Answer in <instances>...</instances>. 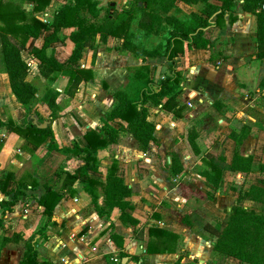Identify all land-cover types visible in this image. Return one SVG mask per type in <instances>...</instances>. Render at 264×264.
I'll return each instance as SVG.
<instances>
[{"label":"crops","instance_id":"crops-1","mask_svg":"<svg viewBox=\"0 0 264 264\" xmlns=\"http://www.w3.org/2000/svg\"><path fill=\"white\" fill-rule=\"evenodd\" d=\"M15 1L29 14L50 22L55 10L69 0H50L38 12L33 11L32 0ZM175 4L191 7L188 20L192 13L205 16L203 2ZM262 4L264 0H234L221 18L211 15L203 29L209 40L206 47L183 43L175 56L181 73L177 105L167 110L146 103L155 139L141 149L131 132L120 129L116 142L97 150V167L72 183L65 172L75 173L83 164L81 155L73 152L74 145H87L84 133L90 128L108 139L105 121L119 126L108 119L119 105L115 93L127 89L138 68L158 81L170 73L168 60L136 54L122 46V39L112 35L102 39L98 34L78 61L80 67L91 69V77L82 79L70 94L67 75L40 73L39 59L26 49L29 39L22 56L29 64L25 80L35 87L32 105L37 114L30 117L32 123L46 122L44 127L52 130L36 144L7 127L10 119L25 125L28 114L11 91L0 51V264H19L27 243L34 246L37 264H252L229 255L219 258L214 242L215 223L230 212L240 192L263 186ZM76 29L62 28L59 40L51 43L60 62L72 52L69 34ZM46 33L42 30L41 35ZM31 69L37 71L31 74ZM234 152L250 156L248 171L229 167ZM172 159L180 165L177 172ZM217 162L222 167L215 185L204 172L218 177L211 167ZM113 163L112 172L123 178L131 194L100 215L92 200L96 197L104 205L103 184ZM47 186L63 193L50 213L39 202ZM122 211L135 221L121 218Z\"/></svg>","mask_w":264,"mask_h":264},{"label":"trees","instance_id":"trees-1","mask_svg":"<svg viewBox=\"0 0 264 264\" xmlns=\"http://www.w3.org/2000/svg\"><path fill=\"white\" fill-rule=\"evenodd\" d=\"M32 1L34 12L44 10L50 3V0ZM132 1L141 11L137 25L144 31H151L154 26L163 23V20L169 24L162 53L149 52L146 47L138 45L132 39L133 31L130 27L135 14L131 1H127L124 8L119 11L108 5L107 13L102 18L98 15L99 1L69 0L55 10L50 22H45L29 14L15 0H0V51L4 60V69L8 75L12 93L24 105L28 114L25 125L17 124L10 119L7 122V127L30 142L37 144L44 141L49 135H52V130L50 126L40 127L38 124L32 123L33 116L30 117L31 114H37L32 105L35 87L25 80L29 71V64L22 56V50L25 49L29 39V46L26 49L39 59L40 73L45 76L53 74L54 77L57 73L67 75L69 80L67 90L70 94L76 91L82 79L91 77V69L80 67L78 61L83 48L93 46L98 34L102 39L108 35L122 39V46L136 54L144 56L157 54L166 57L169 62L170 73L162 75L158 81L152 80L148 75H145L142 68H138L127 89H121L115 93L119 99V105L109 113L108 119L118 123L119 126L115 128L105 121L103 129L108 134V139H105L93 128L84 133L87 145L81 148L75 144L73 147V152L81 155L83 164L77 168L75 173L65 172L69 178V183L74 182L77 177H83L89 168L97 167L95 165L97 150L116 142L120 129L131 132L139 142L141 149L148 147L149 141L155 139L153 136L155 125L147 118L148 106L146 103L161 104L167 110H171L177 105L176 96L179 92L181 73L175 67V56L183 49V43H186L187 47L192 44L198 47H206L209 40L203 35V29L209 25V17L215 14L216 18H221L234 4V0H220L219 4L210 3L207 0H182L186 3L203 2L201 11L205 15L192 13V19L183 20L171 14L163 16L159 11H148L147 7L150 0ZM175 1L177 0H163V11H167L170 4L175 3ZM69 26H77V29L69 34L74 47L68 59L65 62H60L54 56L51 43L59 40V32L62 28ZM42 30L47 31V33L41 35ZM163 97H166L164 102L162 101ZM51 117H55L54 112L51 113ZM0 124H3L1 120ZM193 148L195 151H199L198 148ZM250 162L249 155L244 156L234 152L229 167L248 171ZM220 163H211V167L213 166L216 172H219L218 177H212L209 172H204L208 180L215 185L218 184L220 177L222 167ZM171 167L174 172L180 170V165L177 164L176 159H172ZM114 168L115 164L113 163L106 182L103 184L104 205H99L96 197H93L92 200L100 215H104L115 205L122 204L124 199L131 194V188L124 182L123 178L112 172L115 171ZM260 168L264 170V164H261ZM62 194L60 190H54L47 186L46 192L39 199V202L44 205L46 213L51 212ZM242 198L260 202L261 207L257 210L253 206L245 205ZM50 200L52 201L50 202ZM120 216L123 219L128 216L131 221H135L125 211H122ZM215 229L217 237L214 248L222 256L229 255L248 263L264 264V179L263 186L252 185L249 190L240 192L237 202L232 205L230 212L222 221L215 223ZM34 258V246L27 243L19 264H37L34 262Z\"/></svg>","mask_w":264,"mask_h":264},{"label":"rangeland","instance_id":"rangeland-1","mask_svg":"<svg viewBox=\"0 0 264 264\" xmlns=\"http://www.w3.org/2000/svg\"><path fill=\"white\" fill-rule=\"evenodd\" d=\"M97 1H100V0H97ZM127 1H131V5L133 7V13L135 14L134 15L135 18L131 26L133 30L132 39L134 40V42L137 43L138 45L146 47L149 52L151 51L157 54L162 53L164 51L163 49L165 46V36L167 33V28L169 27V24L167 22L165 23L163 20V23H160V25L154 26V29H152L151 31H144L137 25L138 18L141 14V11L132 0H121L118 7H114V8L118 11L121 10L122 8H124V5ZM166 1H169V0H166ZM54 4H58V2L54 1L53 5ZM162 4H163V0H150L147 10L151 12L159 11L163 16H167L171 14L173 16L175 15L180 16L183 19L188 20L187 17L189 16L187 15H188L189 10H191L190 6H183L180 8L175 3H173V4H170V7L167 11H163ZM107 9H108V5L100 6V10L98 11L99 17L105 16V14L107 13ZM95 20H98V19L95 18ZM157 54H154V55H157ZM134 59H136L134 63H137L140 58L138 57ZM161 59L162 58H160V60ZM35 70L37 71V69H31L32 71L31 74H33L34 73L33 71ZM237 190H238V187H235L236 192ZM243 202L244 204L250 205L247 201L243 200ZM252 204H255V203H252ZM253 206L261 207V205H256V204ZM222 257L224 256L220 255L219 258H222ZM217 262H219V259Z\"/></svg>","mask_w":264,"mask_h":264},{"label":"water","instance_id":"water-1","mask_svg":"<svg viewBox=\"0 0 264 264\" xmlns=\"http://www.w3.org/2000/svg\"><path fill=\"white\" fill-rule=\"evenodd\" d=\"M121 0H100L98 3V6H103V5H109L111 8L113 7H118L119 3ZM36 118H34V122H36ZM46 125V122L39 123L38 126L44 127Z\"/></svg>","mask_w":264,"mask_h":264},{"label":"built area","instance_id":"built-area-1","mask_svg":"<svg viewBox=\"0 0 264 264\" xmlns=\"http://www.w3.org/2000/svg\"><path fill=\"white\" fill-rule=\"evenodd\" d=\"M262 9H263V11H264V4L262 5Z\"/></svg>","mask_w":264,"mask_h":264}]
</instances>
